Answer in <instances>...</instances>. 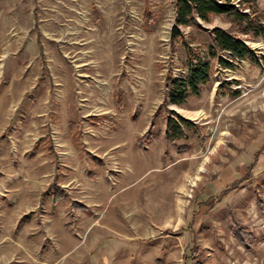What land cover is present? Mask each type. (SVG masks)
I'll list each match as a JSON object with an SVG mask.
<instances>
[{"label":"rangeland","instance_id":"1","mask_svg":"<svg viewBox=\"0 0 264 264\" xmlns=\"http://www.w3.org/2000/svg\"><path fill=\"white\" fill-rule=\"evenodd\" d=\"M243 12L264 27V0ZM199 23L255 59L177 106L210 36L173 39L172 0H0V264H264V39Z\"/></svg>","mask_w":264,"mask_h":264},{"label":"trees","instance_id":"2","mask_svg":"<svg viewBox=\"0 0 264 264\" xmlns=\"http://www.w3.org/2000/svg\"><path fill=\"white\" fill-rule=\"evenodd\" d=\"M172 2L175 7L173 39L181 36L180 27L191 25L200 28L203 32H208L210 36L206 59L193 57L191 48L186 46L188 52L186 77L172 78L168 82L165 102L181 106L189 95H198L200 89L210 81L211 60L230 70L236 67L235 63L245 59H255L254 51L238 36L218 27L208 31L199 25V21L207 22L211 15H224L244 25L245 30L251 31L254 36H260L263 39L264 27L252 20L248 12H243L250 9L255 0H172ZM183 44L186 45V43ZM233 93L236 95L238 91ZM169 113L165 135L169 143H174L177 139L184 137L182 126H191L192 123L174 110H169ZM49 190L53 191L56 200L65 194L61 188L51 187Z\"/></svg>","mask_w":264,"mask_h":264},{"label":"bare ground","instance_id":"3","mask_svg":"<svg viewBox=\"0 0 264 264\" xmlns=\"http://www.w3.org/2000/svg\"><path fill=\"white\" fill-rule=\"evenodd\" d=\"M86 25H87V24H86ZM89 27H90V25H89ZM85 35L87 36L86 38H89V37L92 36L93 34H92L91 30H88V32L85 33ZM94 41H95V40H94ZM94 41H93V42H92L91 40H90V42L87 41V42H86V45H87V46H90V43L94 45V44L96 43V42L94 43ZM90 47H91V46H90ZM92 47H93V46H92ZM94 52H95V51H91V54H92V56H94V57L96 58ZM98 65H100V64L98 63ZM97 75H98V74H97ZM8 103H9V102H8ZM8 103H6L5 108L7 107V104H8ZM196 116H197V115H193V116L190 115L191 118H195Z\"/></svg>","mask_w":264,"mask_h":264},{"label":"water","instance_id":"4","mask_svg":"<svg viewBox=\"0 0 264 264\" xmlns=\"http://www.w3.org/2000/svg\"><path fill=\"white\" fill-rule=\"evenodd\" d=\"M183 118H185V117H183ZM185 119H187V118H185ZM187 120H189V119H187Z\"/></svg>","mask_w":264,"mask_h":264}]
</instances>
